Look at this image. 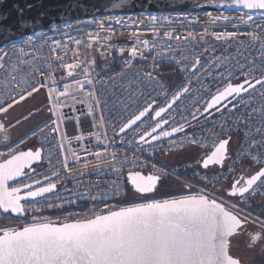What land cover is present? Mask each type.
Returning a JSON list of instances; mask_svg holds the SVG:
<instances>
[{"label":"snow or ice","instance_id":"obj_1","mask_svg":"<svg viewBox=\"0 0 264 264\" xmlns=\"http://www.w3.org/2000/svg\"><path fill=\"white\" fill-rule=\"evenodd\" d=\"M224 6L235 7L243 15L240 16L239 23L231 21L236 31L213 33L216 40L223 39L226 45L241 35H247L252 40H257L258 32H264V23H258V21H264V11H259L264 10V0H230L227 5H221V7ZM245 9L248 11L244 12ZM254 17H258V19H254ZM151 19L156 20L155 17ZM222 20L225 22V26L229 22L228 17H222ZM116 23L121 24L122 22L116 21ZM241 23L246 27L255 26V30L242 32L240 30ZM138 31H143V29H133V34H137ZM163 35L168 41L181 39L179 34L173 35L167 29L164 30ZM61 43V41H55L56 47L53 50L59 49ZM75 43L80 45V40L77 38ZM139 43L147 48L150 42L144 40ZM155 43L154 41L153 44ZM160 46L161 60H156L153 56L154 69L164 59H167L163 44L161 43ZM20 51L22 54L24 50ZM124 51L125 49L121 47L120 52ZM128 51L132 59L137 58V47L131 46ZM207 51H209L208 48H203V52ZM259 51V65L250 56H246L244 62H241L237 57L236 64L229 67L232 58L227 55H213L201 62L200 54H197L194 64L180 69V71H187L190 68L193 76H196L198 72L206 73L209 77L215 74L223 85H218L214 94L209 93L210 99L205 101L203 108H197L191 114L193 120H198L200 116H211L213 109L217 112L227 109L232 113L238 111L239 107H243L247 113L245 126L249 129L245 132V137H249L252 117L259 116L264 119V103L259 111L255 107H249L253 103L252 94L258 90L257 86H259L261 101H264V46ZM139 59L144 60L146 57L141 54ZM125 62L131 66L130 60ZM58 63L65 68L69 77L76 69L82 67L79 61L64 65L61 59ZM0 68L7 70L6 65L2 63H0ZM218 69H224L227 75L224 72L214 73L213 70ZM48 70L51 72V65L48 66ZM83 71L85 79L77 80L75 83L81 90L85 85L89 86L86 98L92 103L86 115L94 117L95 111L101 106V103L104 106L108 104L107 100L97 99L94 79L96 83L104 84L105 82L99 80L98 75H93L95 73L93 65L85 67ZM144 76L149 82L156 80L152 72H146ZM233 80H240V82L234 84ZM18 83L20 88L15 97L11 90L6 88L0 95V116L6 118L15 105L25 101L28 97H33L34 93L40 91V88L47 87L51 105L49 111L51 116L56 117L55 120H51V123L55 125L51 131L60 134V125L65 119V114L59 111L63 107L60 97L70 95L68 92L70 85L65 83L64 91L53 96L51 94L57 91L55 80L52 85L45 82L38 84L35 79L18 81ZM132 83V81L129 82L126 91L127 104L124 99L116 98V104L125 110L129 104L136 102L137 95H143L142 90H138L134 94L131 89ZM188 83L186 81L180 85L171 100L166 101V106H160L158 110L154 107L155 100L146 103L138 111V114L132 115L120 126L117 135L124 134L128 130L136 132L139 135V140L136 141L137 147L134 151L143 153L156 150L153 141H160L162 138L183 132L185 125L181 123L176 126L175 122H173L170 131L163 130V126L170 122L168 118L163 117L165 113H169V110L182 95L190 91ZM73 111H76L74 106ZM153 112L154 115L150 119L155 123L151 125V131L137 132L133 126L140 127L137 124L138 121L142 125L146 124L147 121H142V118L149 117V114ZM67 118L71 119V117ZM183 119L185 123H188L186 117ZM76 120L79 126L78 116ZM103 120L104 117L101 115L99 117L101 125ZM45 127H48L47 122L39 127V131L43 132ZM221 127L223 128V125ZM5 131V124L0 123V132ZM255 131L264 137V124L257 127ZM32 134H36L35 130ZM74 138L82 139L79 136ZM230 141V135L220 139L215 145V150L201 162L202 167L207 169L210 164L223 167L225 159H232L229 154ZM122 142L131 144V141ZM189 142L198 143L197 140ZM248 142L251 148L264 146V139L259 143L254 139ZM170 143L175 144L176 142L170 141ZM144 145H148V148H145ZM61 151H63L62 146ZM84 151L98 158L97 165L108 161L107 147H105L104 153L88 149H84ZM10 153L9 158L0 162V215L9 214V216L23 219L28 212L38 213L44 208L63 209L64 203H57L45 195L55 192L56 182H53L47 175L37 173L36 169L32 167L34 162L42 160L41 150L17 152L15 149H10ZM0 155L3 154L0 153ZM72 155L75 157L72 165L79 164L81 157L75 151L72 152ZM111 156L113 160L116 159L115 152L111 153ZM249 157L251 161L260 163V158L257 155L250 150L244 151L243 149L236 160L241 161ZM129 164L130 166H142L139 157L131 162L125 157L121 168ZM62 166L64 171L70 170L67 157L62 161ZM83 167L87 168L88 163L85 162ZM110 167L113 172L118 174L121 172V168L115 164ZM25 169L28 171L26 172ZM153 169L155 174L146 177L138 171L129 173L128 181L132 188L127 194L133 197L131 201H127L130 206H121L120 202L111 203L122 193V185L113 181L111 192H104L102 196L90 197L94 201L101 199L104 201L106 207L100 211L93 208L87 213H76L68 217H61L57 221L33 215L31 222L25 221L0 228V264H242L239 258L230 255V247L237 236L247 232L249 225H256L264 231V219H262L264 217V199L257 206L259 208L257 215H253L255 209L252 208V201L258 195L264 194V164H261L255 174L247 177H234L231 185L222 188L215 197L206 194L202 189L196 196H182L179 199L171 200H157L155 196L151 195L159 190L157 188L158 181L168 176L164 168L157 169L154 164ZM96 171L103 172L104 169L97 167ZM233 171V168H228L229 173H233ZM52 174L59 181L60 174L55 171ZM40 175H43V180L38 178ZM13 180L16 181V186L9 188L8 182ZM44 181H47V184H44ZM37 185L40 186L37 187ZM65 190L68 191V189ZM143 197H147L151 202H140L139 198ZM56 199L63 200L69 205L75 203L70 197L57 196ZM248 235L250 247L262 238L260 233H248Z\"/></svg>","mask_w":264,"mask_h":264},{"label":"built area","instance_id":"obj_2","mask_svg":"<svg viewBox=\"0 0 264 264\" xmlns=\"http://www.w3.org/2000/svg\"><path fill=\"white\" fill-rule=\"evenodd\" d=\"M242 15V12H174L134 16L117 15L67 24L51 32L27 36L22 41L1 49L0 63L5 64L7 70L0 68V95L3 94L6 88L11 90L15 97L20 88L18 81L35 79L38 84L45 82L48 85H52L53 80H55L57 91L51 94L53 96L60 91H64L63 85L68 83L70 85L68 88L70 95L60 97L63 107L59 111L65 114V120H71L77 116L84 117L90 121L91 127L90 134L84 136L83 139L76 140L74 139L77 133L76 127L68 123L67 132L74 139L72 141L73 151L81 157L80 163L76 165H72L74 160H70L66 154L61 133L57 134L51 131L55 127L52 123H48V127H45L43 132L39 131V127H37L35 135L32 134L33 130L28 137L11 143L6 147H0V153L3 154L0 155V162L9 158L10 149H15L17 152L27 151L31 143L40 148L42 150V164L36 166V172L49 176L57 184L55 192L46 196L57 203H64L63 209L44 208L38 213L28 212L26 220H21L20 223L31 222L33 215L57 221L61 217H68L76 213H87L93 208L96 211H100L106 207L104 201L102 199L94 201L90 197L102 196L104 192H111L113 181L122 185V193L111 203L120 202L121 206H130L124 203L130 195L127 194L129 191V173L138 171L140 174L153 175L155 174L154 164L157 169L164 168L168 173L167 178H175L186 185L194 183L199 187L197 190L199 193L203 189L206 194L214 197L222 188H226L228 184L231 185L234 177H247L246 170L249 166L253 169L252 174H255L261 164H264V146L251 148L248 141L254 139L259 143L264 139L255 131L257 127L264 124V119L259 116L252 117L248 138L245 137V132L249 131L245 126L247 113H245L243 107L238 106L239 110L236 112L230 113L227 109H224L212 117L205 118L200 116L198 120H193L191 114L197 108L202 109L205 101L210 99L209 93L214 94L217 86L223 85H221L219 77L215 74L209 77L206 73L198 72L196 76H193L190 68L187 71H180L181 68L194 64L197 54H200L199 59L201 62L213 55H227L232 58L228 65L229 67L236 64L237 57L241 62H244L245 57L250 56L259 65V50L264 46V32H258L257 40H252L247 35H241L227 45L223 39L218 41L213 35V33L217 32L236 31L231 21L239 23V18ZM152 17H155L156 20L153 21ZM222 17L229 18L226 26ZM254 19H258V17H254ZM116 21H121L122 23L117 24ZM249 23L251 24V22ZM258 23H264V21H258ZM124 25L127 26L125 27ZM133 29H143V31L133 34ZM165 29L172 32L173 35L179 34L181 39L179 41L175 39L168 41L163 35ZM240 30L242 32L254 31L255 26L246 27L241 23ZM77 38L80 40V45L75 43ZM144 40L150 42L147 48L142 43H139ZM55 41H61L62 43L60 48L54 51L53 49L56 47ZM154 41L156 42L155 44H153ZM161 43L167 59H164L154 69L153 56H155L156 60H161ZM131 46H135L138 49L136 59H132L129 54L128 49ZM121 47L125 49L123 53L120 52ZM205 47L209 51L203 52ZM21 49L24 50L22 54ZM213 49L215 50L214 52ZM141 54L146 59H139ZM61 59L64 65L79 61L82 67L76 69L73 75L69 77L65 68L58 63ZM129 60L131 61V66L125 62ZM116 62H119L122 66V69L118 72L100 69L102 66H108L110 69ZM49 65H51V72L48 70ZM89 65H93L95 68L93 75H98L99 80L105 82L104 84L96 83L94 79L97 99L108 101L107 106L101 103V106L96 109L94 117L86 115L92 103L86 98L89 86L85 85L81 90L79 85L75 83L77 80L85 79L83 69L89 67ZM165 69L171 71V81L165 78ZM213 71L214 73L224 72L227 75L224 69ZM146 72H152L156 80L149 82L144 76ZM130 81L133 82L131 89L134 94L138 90H142L143 95H137L136 102L129 104L125 110L116 104V98L120 97L125 100L126 104L128 103L126 91ZM186 81L189 82L190 91L182 95L176 104L173 105V108L169 110L170 116L169 113H165L163 117L168 118L170 121L169 124L163 127V130L170 131L173 122H175L176 126L183 123L185 125L184 131L153 143L156 148L154 152L144 151L143 153H136L134 150L137 147L136 141L139 140V135L132 130L117 135L120 126L132 115L138 114V111L146 103H151L155 100L154 107L157 110L160 106H166V101L171 100L179 86ZM239 82L240 80L232 81L234 84ZM257 89L252 94L253 103L249 107H255L259 111L264 101H261L259 86H257ZM40 90H45L49 96L47 87H42ZM48 106L50 108V101H48ZM73 106L76 111H73ZM101 115L104 117L102 125L99 123ZM152 115H154V112L150 113L149 117L142 118V121H147L146 124L142 125L139 121L137 124L140 127L133 126L137 129V132L151 131V125L155 123V121L150 119ZM67 117H71V119ZM184 117L187 118L188 123H185ZM221 125H223V128ZM229 135L231 136L229 154L232 159H226L224 166L221 168L213 167L204 170L201 167V161L215 150V145L220 139L227 138ZM190 140H197L198 143L192 144L189 142ZM122 141H131V144L123 143ZM170 141H175L176 143L172 144ZM61 146L63 151H61ZM105 147H107L108 161L99 165L96 163L98 160L96 156L84 151V149H88L89 151L104 153ZM144 147L148 148V145ZM241 149L244 151L250 150L257 155L260 158V163L251 161L250 157L237 161L236 157ZM191 150L201 152L199 161L189 160L176 163L165 160V157L171 153ZM113 152L116 153L115 160L111 156ZM65 157H67L70 164V170L67 172L63 170L62 166V161H64ZM125 157L129 162L139 157L142 166H130L129 164L121 168V163ZM85 162L88 163L87 168L83 167ZM112 164L121 168L119 174L111 171L110 165ZM97 167L104 169V171H96ZM230 167L234 169L233 173L228 172ZM53 171L60 174L59 181L52 174ZM43 175L38 178L43 180ZM44 184H47V181H44ZM12 186H16V181H12L9 184V188ZM39 186L37 185V187ZM65 189H68V191ZM199 193L193 191L191 187L187 195L196 196ZM57 196L70 197L75 203L69 205L63 200H57ZM220 198L222 199L223 197ZM262 199H264V194L258 195L252 201V205ZM145 202H151V200H145ZM10 219L11 216L0 215V228L13 226V221H9Z\"/></svg>","mask_w":264,"mask_h":264},{"label":"water","instance_id":"obj_3","mask_svg":"<svg viewBox=\"0 0 264 264\" xmlns=\"http://www.w3.org/2000/svg\"><path fill=\"white\" fill-rule=\"evenodd\" d=\"M229 2L230 0H0V50L22 41L27 36L51 32L67 24L104 17L174 12H241L235 7H221V5H227ZM243 11L247 12L248 10ZM217 113L219 112L213 109L211 116L203 117L209 118ZM0 123L2 122L0 121ZM176 134L178 133L173 134V136ZM10 135L9 131L0 132V147L11 144ZM165 139L162 138L160 141ZM156 142L158 141L152 143ZM38 149L41 150L36 148L32 151ZM41 164L42 160L34 162L32 167L36 169V166ZM213 167L221 168L220 165H209V168ZM25 171L27 172L28 169ZM11 182H8V186ZM128 184L132 188L129 181ZM4 215L9 216V214ZM24 219H26V215L20 220ZM232 244L230 255L239 258L232 254ZM239 259L242 264H246L241 258Z\"/></svg>","mask_w":264,"mask_h":264},{"label":"crops","instance_id":"obj_4","mask_svg":"<svg viewBox=\"0 0 264 264\" xmlns=\"http://www.w3.org/2000/svg\"><path fill=\"white\" fill-rule=\"evenodd\" d=\"M48 95L45 90H40L35 93L33 97H28L25 101L15 105L10 110L9 115L5 118L0 116V121L5 124L6 131L10 132L11 143L18 142L26 137V134L31 130L35 129L39 124L45 121L47 118L44 116V111L47 109ZM79 126L77 125L76 117L71 120H65L60 125V133L64 140L65 150L70 160H75L72 155L73 152V139L72 135L67 132L68 125L76 127L77 133L74 137H83L90 134L91 127L90 121L84 117H79ZM69 123V124H68ZM24 124L28 127L24 128ZM75 135V134H74ZM67 137L66 139L64 137Z\"/></svg>","mask_w":264,"mask_h":264},{"label":"rangeland","instance_id":"obj_5","mask_svg":"<svg viewBox=\"0 0 264 264\" xmlns=\"http://www.w3.org/2000/svg\"><path fill=\"white\" fill-rule=\"evenodd\" d=\"M101 70H105V71H112V68L109 69L108 66H102L100 67ZM48 106V103H47ZM49 109V106L48 108ZM44 116L47 118L45 121H43L41 124H39L37 127L43 126L46 122L51 123V120H55L56 117L54 118V116H51L50 111L45 110L44 111ZM51 116V119H49V117ZM28 127L26 124H24V128ZM36 127V128H37ZM35 128V129H36ZM35 129H31L27 134L26 137H28L30 135V133L35 130ZM25 137V138H26ZM201 157V152L198 150H191V151H185V152H181V153H171L168 156L165 157L166 161H171V162H176V163H180V162H184V161H199ZM202 162V161H201ZM250 169V170H249ZM253 169L251 168V166H249V168L246 170L247 176H249L250 174H252ZM179 183L181 184V186H186L185 183H183L182 181H179ZM179 184V185H180ZM190 187H192V190L199 193V191H197L199 189V187H197L194 183L191 185H188ZM230 186V184H228L226 186V188ZM183 188V187H182ZM180 187V190L182 189ZM188 192V191H187ZM186 191H180L177 195H175L173 198H180L182 196H188ZM170 198V199H173ZM145 202V200H143ZM261 202V201H260ZM260 202L255 203L252 208L255 209V211L253 212V215H257L259 213V208L257 207ZM262 219H264V217H262ZM13 221L12 225H16L18 223L21 222L20 219L18 218H14L11 217V219L9 221ZM6 227V226H3ZM248 233H260L262 238L255 243L254 246H249L250 244V238ZM246 241V242H244ZM232 250L234 252V254L238 255L239 257H241L242 260H245L244 262H246V264H264V231H262L258 226L256 225H249L247 228V232L243 235H240L238 237L235 238L234 243H233V247ZM243 251V252H242ZM243 253V254H242ZM249 254V255H247ZM257 260H260L258 263H256ZM262 261V262H261Z\"/></svg>","mask_w":264,"mask_h":264},{"label":"trees","instance_id":"obj_6","mask_svg":"<svg viewBox=\"0 0 264 264\" xmlns=\"http://www.w3.org/2000/svg\"><path fill=\"white\" fill-rule=\"evenodd\" d=\"M122 69V66L119 62H116L115 65L112 67V71L114 72H118ZM171 71L168 70V69H165L164 70V76L167 80L171 81ZM37 147L34 145V144H30L29 146V149L31 150H35ZM28 149V150H29ZM179 181L175 178H167V179H162L157 188L159 189L158 191L154 192L153 196H155V198L157 200H166V199H170V198H173L175 195H177L180 191H188V189H191L189 186H181V184L179 185ZM180 187L182 188L180 190ZM131 189V187H129V190ZM133 199V197L131 195H129V197L124 201L125 204H127V201H131ZM140 201L142 200H150L148 199L147 197H143V198H139ZM254 205V204H253ZM252 205V206H253ZM254 209V208H253ZM26 220V219H24ZM235 240V239H234ZM234 243V241H233ZM232 247H233V244H232ZM243 252V251H242ZM232 254L236 257H239L238 255L234 254L233 250H232ZM243 254V253H242ZM249 255V254H247ZM241 258V257H239ZM245 261V260H243ZM260 260H257L256 263H258ZM262 262V261H261Z\"/></svg>","mask_w":264,"mask_h":264},{"label":"flooded vegetation","instance_id":"obj_7","mask_svg":"<svg viewBox=\"0 0 264 264\" xmlns=\"http://www.w3.org/2000/svg\"><path fill=\"white\" fill-rule=\"evenodd\" d=\"M143 175H149V174L145 173V174H143ZM244 242H246V241H244Z\"/></svg>","mask_w":264,"mask_h":264},{"label":"bare ground","instance_id":"obj_8","mask_svg":"<svg viewBox=\"0 0 264 264\" xmlns=\"http://www.w3.org/2000/svg\"><path fill=\"white\" fill-rule=\"evenodd\" d=\"M249 168V167H248ZM250 170V169H249Z\"/></svg>","mask_w":264,"mask_h":264}]
</instances>
